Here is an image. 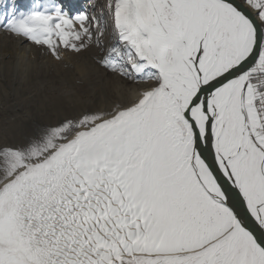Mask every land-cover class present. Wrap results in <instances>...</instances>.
Listing matches in <instances>:
<instances>
[{
    "label": "snow or ice",
    "instance_id": "obj_1",
    "mask_svg": "<svg viewBox=\"0 0 264 264\" xmlns=\"http://www.w3.org/2000/svg\"><path fill=\"white\" fill-rule=\"evenodd\" d=\"M0 4L56 61L150 83L0 147V264H264V0ZM8 53L5 52V59Z\"/></svg>",
    "mask_w": 264,
    "mask_h": 264
},
{
    "label": "rangeland",
    "instance_id": "obj_2",
    "mask_svg": "<svg viewBox=\"0 0 264 264\" xmlns=\"http://www.w3.org/2000/svg\"><path fill=\"white\" fill-rule=\"evenodd\" d=\"M19 2L31 4L33 0ZM88 2L74 0L78 10L87 7ZM11 3L12 0H0V4ZM26 45L24 48L8 37L5 41L0 38V147L21 144L12 141L15 133L24 140V133L33 124H55L64 117L90 110L110 111L116 103L132 100V87L116 81L118 75L111 73L116 78L101 75V66L92 53L100 54L95 43L80 55L65 53L61 61L43 48ZM5 52L10 54L7 59L1 58ZM17 100L25 108L22 114H17L19 120L12 119L10 108Z\"/></svg>",
    "mask_w": 264,
    "mask_h": 264
},
{
    "label": "bare ground",
    "instance_id": "obj_3",
    "mask_svg": "<svg viewBox=\"0 0 264 264\" xmlns=\"http://www.w3.org/2000/svg\"><path fill=\"white\" fill-rule=\"evenodd\" d=\"M51 1V0H50ZM77 1V0H75ZM80 1V0H79ZM82 1V0H81ZM44 2H47V0L43 1ZM106 3V0H89V2L87 3V7H79L80 9L79 10H84L88 13L89 16H97L98 18H101V14L103 13L104 16H103V22H107V15H106V9L104 8V5ZM7 35L5 33H3L2 31H0V38L5 41L7 40ZM108 40L105 39L104 41V49L107 48L108 46ZM24 48L27 47V45H23ZM104 49H101L99 48L100 50V54L98 55L97 53L93 52V58H95L96 61H98L103 55H104ZM10 54L8 53V56L7 58H9ZM1 58H5V53L1 54ZM100 72H101V75H104V76H109L110 78H116V76L114 77L111 73L107 72L103 67L100 68ZM116 81H119L122 82L123 84H125L126 86H129V87H132L131 89L132 90V96L133 98L131 99H134L135 96L142 90L148 88L150 86V83H145V82H136V81H131V80H127V79H124V78H121V77H117V79H115ZM10 108L12 110V113H13V118L12 119H16V120H19L20 119V116L17 115V114H22L24 112V106L22 105L21 102H19L18 100L15 101L14 103H12L10 105ZM16 123H19L18 121H15ZM13 122V123H15ZM11 123V122H10ZM9 123V124H10ZM11 124L12 127H15V124ZM10 125V126H11ZM18 135L15 133L14 137H13V140L15 143L18 144L19 143H22L23 142V139L22 137H17Z\"/></svg>",
    "mask_w": 264,
    "mask_h": 264
}]
</instances>
